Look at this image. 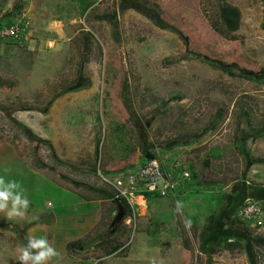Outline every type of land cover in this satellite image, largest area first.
<instances>
[{
    "label": "rangeland",
    "instance_id": "rangeland-1",
    "mask_svg": "<svg viewBox=\"0 0 264 264\" xmlns=\"http://www.w3.org/2000/svg\"><path fill=\"white\" fill-rule=\"evenodd\" d=\"M87 1L83 10L80 0H0V18L29 21L24 42L0 43V176L43 210L26 219L0 213L9 225L0 232L11 233L0 235L3 264H19L16 247L50 212L67 216L58 220L67 231L68 215L85 212L79 192L109 187L97 170L127 168L158 146L189 164L193 191L134 197L135 218L115 230L100 225V237L57 264H261L253 252L264 264V217L234 220L247 199L264 204V75L208 63L247 74L240 64L264 67V0H123L150 16L121 11L122 0ZM232 236L239 250L208 252ZM111 243L121 248L107 255Z\"/></svg>",
    "mask_w": 264,
    "mask_h": 264
},
{
    "label": "built area",
    "instance_id": "built-area-1",
    "mask_svg": "<svg viewBox=\"0 0 264 264\" xmlns=\"http://www.w3.org/2000/svg\"><path fill=\"white\" fill-rule=\"evenodd\" d=\"M29 21L13 19L0 27V43L24 42ZM160 146L155 152L144 151L135 162L119 171L103 173L97 170L101 182L112 189L115 198H123L131 207V213L123 218L128 224L135 218L134 197L145 198L143 192L156 193L159 197L171 198L177 190L183 187L190 194L191 186L185 187L184 182L190 179L189 164L180 156L162 150ZM243 221L261 224L264 217L263 204L259 199H247L242 203L237 213ZM262 263V258L257 257Z\"/></svg>",
    "mask_w": 264,
    "mask_h": 264
},
{
    "label": "crops",
    "instance_id": "crops-1",
    "mask_svg": "<svg viewBox=\"0 0 264 264\" xmlns=\"http://www.w3.org/2000/svg\"><path fill=\"white\" fill-rule=\"evenodd\" d=\"M3 164L0 160V165L3 166ZM81 171H83V170H81ZM30 172L33 173L36 171L33 169H30ZM86 172H90V171L86 170ZM4 175H7V174H4ZM7 176H8L7 177L8 181H10L11 179L9 178V175H7ZM64 181H65L64 183H68V184L71 183L74 185V183H73L74 179L64 180ZM78 185H81V184H77V186ZM61 187L64 189L66 188L64 186V184L61 185ZM68 188H70V187H68ZM84 188H87V187L84 186ZM88 188H90V187H88ZM88 188L85 189V191L83 190V192H79L80 197H82L86 201V203H83L80 205L81 208L84 209L85 212L81 213L82 212L81 211L78 214L74 213V214L68 215V217H70V225L71 226L67 229V231H65L63 228H60L59 222H58V220L61 221V220H63V218H65V217L67 218V216L64 217L62 215V213L60 214L59 212H57V214L50 212L49 214L52 216V218H50V216H49L47 221L44 222V220H42L39 223L31 225L27 229V231H26L27 236L31 235V236H34L37 238L46 237L47 240L49 241V243L53 247H55L56 250L60 253L59 257L54 258L53 260L49 261L48 264H57L64 256H67L68 251L66 249V244L68 242L74 241L77 239H81L84 236H86L87 234L92 233L93 231L101 232L102 227L100 225H105L107 223V219L109 218L108 213L112 209L113 205L111 204L112 198H110L109 196H106V194H107L106 192L113 193L112 189L110 187H103V186H96V187L94 186V189H88ZM104 191H106V192H104ZM184 192L186 193V191L183 188L182 191L177 190L176 194L178 197H181V196L183 197ZM186 196H188V195H186ZM193 198L197 199L198 196L196 195ZM80 200H82V199H80ZM77 203L79 204V202H77ZM38 212L43 213V210L38 208V206L35 208L34 205L31 204L27 210L25 217H23V219L24 218L25 219L31 218L32 216H34V214H36ZM0 213L6 216V213H4V212H0ZM113 213H115V212L113 211L112 214ZM79 215H86L84 223L79 222L80 221ZM77 216H78L77 219L79 220L78 221L79 225L77 227H74L75 217H77ZM81 225H85V226H81ZM0 235L8 236V235H11V233H5V232L1 231ZM15 236L17 237V235H15ZM56 239H58L57 242L55 241ZM19 247H21V245ZM19 247H16L13 255L17 256V254H18L17 249ZM0 248H1V242H0ZM9 253H10V251H9ZM11 262L12 261H9L8 264H12ZM3 263H4L3 255L0 254V264H3ZM17 263H18V261H17Z\"/></svg>",
    "mask_w": 264,
    "mask_h": 264
},
{
    "label": "trees",
    "instance_id": "trees-1",
    "mask_svg": "<svg viewBox=\"0 0 264 264\" xmlns=\"http://www.w3.org/2000/svg\"><path fill=\"white\" fill-rule=\"evenodd\" d=\"M80 1H81V8L83 10L87 9L91 5L90 3H88L87 0H80ZM136 1H138V0H136ZM221 3L223 4L224 1H221ZM15 8H19V7L15 6ZM129 8H134V9L140 11L141 13H143L144 15L150 16L149 10H148V8L145 5H139L137 3L127 4L123 0L119 3V9L121 11L127 10ZM11 14H13V13H11ZM11 14L8 13L7 15H4V16H2L0 18V27L3 26L4 24H8V23H10L12 21L13 17L11 16ZM155 21H156V23L159 26H162V27L165 26L164 24H162L159 21V19L158 20L155 19ZM166 26H168V25H166ZM261 26H262V28H264V21H263ZM170 28L174 29L178 34H181V32H182V30L180 28L176 27L175 25H172V26L170 25ZM208 63L212 67H214L216 69H219V70H221L224 73H229L230 75L239 76V77H243V78H246V79H253V77H255V74H259V73H262L264 75V67H261V68L257 69L255 67L249 65V64L248 65L247 64H240L242 69H246V70L252 69L251 70L252 73L251 74H247V73H245L242 70H232L229 67L222 66L220 64H216V63H213V62H208ZM242 113L246 114V111H242ZM217 115L220 117L221 116V112L218 111ZM247 120H248V115L244 118V121H247ZM13 122H15L18 126H22L25 129V131L27 133H29L28 129H27V127L25 125L21 124L19 121H14L13 120ZM260 127H264V123ZM32 138L35 139L36 137H32ZM141 146H143V143H142ZM98 148H99V144L96 143L95 144V148H94V153H95V156L99 159V149ZM256 160H261V159H256ZM103 173H107V172L103 171ZM194 178H195V173L192 172L191 175H190V179L184 182L185 187H188L189 184L194 180ZM182 189L183 188L180 187V189H178V191H182ZM104 192H106V191H104ZM106 193H107L106 196H109L110 198H112L111 199V204L113 205L112 209L108 213V217L109 218L107 219V223H106V224L110 225V222L112 221V219H113V217H114V215H115V213L117 211V203H121V205L123 206V208L125 210V216H127L128 214L131 213V207L129 206V204L123 198H115L114 197V193H111V192H106ZM143 194H144L145 197H150L152 195H156V197H158V195L156 193H149V192L145 191V192H143ZM240 206H239V208H240ZM263 209H264V204H263ZM113 211L115 213L112 214ZM207 219H209V221L212 220L213 219L212 215H209L207 217ZM4 220L5 219L0 217V226H9V225H7V223L6 224L3 223V222H5ZM234 220L238 221V222H241V219H239V217H235ZM230 225H231V223H230ZM242 230L245 231V229H242ZM17 231L18 230L16 229L15 232H17ZM101 235H102L101 232L93 231L92 233L87 234L86 236H84L81 239H77V240L68 242L66 244V249L69 252V251H73L75 249L85 248V246L90 245L97 237H100ZM239 238L240 237H238V236L226 237L220 243L212 246V248L208 252L209 253H214V252H217L219 249L228 250V251L239 250V248L241 247V244L239 242V240H240ZM104 240H107V237ZM257 240L259 241V243L264 241V239H260V238H258ZM120 248H121V244L120 243H111L110 246L107 247L105 253L107 255H109V254H112V253L116 252ZM253 256L255 257V260L258 261L257 260V254L255 255V253L253 252Z\"/></svg>",
    "mask_w": 264,
    "mask_h": 264
},
{
    "label": "clouds",
    "instance_id": "clouds-1",
    "mask_svg": "<svg viewBox=\"0 0 264 264\" xmlns=\"http://www.w3.org/2000/svg\"><path fill=\"white\" fill-rule=\"evenodd\" d=\"M29 206L30 201L25 195L22 185L16 180L6 181L0 176V212L6 213L8 219L23 218ZM183 208V202L177 200L174 212L182 215ZM184 224L186 229L191 228V220L185 218ZM26 239L27 244L17 249L16 260L19 264H48L49 261L59 257L60 253L46 237L37 238L29 235Z\"/></svg>",
    "mask_w": 264,
    "mask_h": 264
},
{
    "label": "water",
    "instance_id": "water-1",
    "mask_svg": "<svg viewBox=\"0 0 264 264\" xmlns=\"http://www.w3.org/2000/svg\"><path fill=\"white\" fill-rule=\"evenodd\" d=\"M124 217H125V210L123 206L121 205V203H117V211L112 221L110 222V227L114 226V229H115L117 226L120 225Z\"/></svg>",
    "mask_w": 264,
    "mask_h": 264
}]
</instances>
